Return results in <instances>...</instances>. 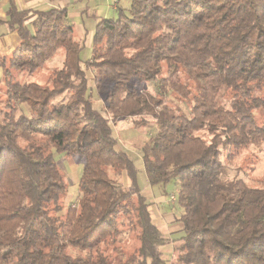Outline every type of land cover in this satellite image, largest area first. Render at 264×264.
<instances>
[{"label": "trees", "instance_id": "trees-1", "mask_svg": "<svg viewBox=\"0 0 264 264\" xmlns=\"http://www.w3.org/2000/svg\"><path fill=\"white\" fill-rule=\"evenodd\" d=\"M129 1L99 20L83 63L67 7L28 24L31 10L7 0L0 27L19 43L0 57V264H168L169 241L176 264H264V180L229 176L264 146V0ZM60 51L48 83L24 78ZM126 118L156 127L142 170L175 182L180 237L163 234L141 169L117 148ZM56 154L82 163L76 203ZM128 229L139 246L126 257Z\"/></svg>", "mask_w": 264, "mask_h": 264}, {"label": "rangeland", "instance_id": "rangeland-1", "mask_svg": "<svg viewBox=\"0 0 264 264\" xmlns=\"http://www.w3.org/2000/svg\"><path fill=\"white\" fill-rule=\"evenodd\" d=\"M129 4V0H121L120 7L128 8ZM80 5L83 7H89L88 15L90 16H85L84 22L86 23V27L88 30H90V32H83L81 35L79 34L82 32V30H79V27L81 28L84 20L81 17L72 18L71 24L75 25V37L83 46L80 57L84 63L86 60L91 58L93 53V36L96 25L102 18L99 17V15H103V4L99 0H84ZM110 9L111 11L104 18H116L118 16V9ZM91 13H94L96 17H91ZM5 29L6 25H2L0 27V33ZM2 55L3 54H1L0 57ZM63 61V52L60 51L58 54L48 60L43 68L34 73L24 75V78L28 81L35 80L46 84V82L48 83L49 76L51 75L53 69L61 68ZM93 73L94 72L92 69H88V74L91 78ZM90 81L93 82L92 79H90ZM3 88L4 86L0 83V89ZM146 88L152 92L160 91L157 85L154 83L147 84ZM69 94V92L65 93L57 97L55 100H66ZM92 98L95 100L97 106L100 107L103 104L104 93H99L94 90ZM155 131V125L136 129L135 127H132L130 118L120 120L116 123L115 127V135H117L119 139L117 148L119 150L126 151L133 159L136 160V164L141 169L138 181L142 191L152 203V211L155 215V222L160 226L164 235H167L171 238H177L181 236L180 229L182 224L179 218L183 210L179 206L176 199L177 193L175 182L172 181L166 185H151L146 178L144 170H142L144 167L142 159V147L149 141L151 135H153ZM55 157L66 172L70 184L69 195L66 199V204L76 203L78 200V182L82 172V163H80L75 157H68L63 154H56ZM236 175L244 177L253 183H259L264 180V146L261 148L250 147L249 150L244 151L242 157L239 158L238 164L229 168V176L233 177ZM121 179L123 180L121 181L122 184L126 186L130 185V181L126 175H122ZM120 244L124 247L127 257L128 254L136 253L137 247L139 246V240L137 239L135 232L131 229H128L122 234ZM161 249L163 252V257L167 260L168 264H176V257H174V242L169 241L166 243V245L162 246ZM120 259L121 258H119V260Z\"/></svg>", "mask_w": 264, "mask_h": 264}, {"label": "crops", "instance_id": "crops-1", "mask_svg": "<svg viewBox=\"0 0 264 264\" xmlns=\"http://www.w3.org/2000/svg\"><path fill=\"white\" fill-rule=\"evenodd\" d=\"M84 0H16L18 6L21 9H30V13L28 14L26 18V22L28 24H31L32 21L36 18V14L34 11H42V10H47L52 7H67L68 8V15H69V20L71 23V19L74 17L77 18H82L84 19L85 16L89 17L88 15V6L83 7L80 4L83 3ZM103 5H102V12L103 15H99V17H106L107 14L111 11L110 8L118 9L120 8V2L121 0H99ZM7 0H0V18L2 20H6L7 15ZM91 17H96L94 13H91ZM85 19L83 20V24L81 25V28L79 27V30L82 32L79 33L80 35L84 33L90 32V30L87 29L86 23L84 22ZM5 25V24H4ZM74 29H76L75 25ZM87 36V35H86ZM19 43V37L16 32H12L8 30V26L6 25V29L3 30L0 33V53L3 55L9 54L14 47ZM0 54V55H1ZM2 55V56H3ZM140 166V165H139ZM127 177V176H126Z\"/></svg>", "mask_w": 264, "mask_h": 264}]
</instances>
